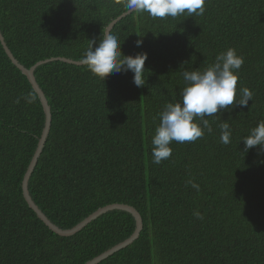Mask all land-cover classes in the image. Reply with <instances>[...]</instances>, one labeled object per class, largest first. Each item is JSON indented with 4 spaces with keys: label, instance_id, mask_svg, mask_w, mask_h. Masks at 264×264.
Returning a JSON list of instances; mask_svg holds the SVG:
<instances>
[{
    "label": "trees",
    "instance_id": "obj_1",
    "mask_svg": "<svg viewBox=\"0 0 264 264\" xmlns=\"http://www.w3.org/2000/svg\"><path fill=\"white\" fill-rule=\"evenodd\" d=\"M125 12L118 0H0V29L31 68L53 57L81 61L89 40ZM112 30L125 55L148 53L146 84L135 86L131 72L104 81L85 65H40L53 120L32 198L62 229L109 204L134 206L144 221L139 238L99 264H264V153H245L241 141L264 121V0H207L202 16L132 12ZM228 48L244 57L238 89L249 88L253 101L209 117L211 134L173 142L170 160L154 164L151 137L164 105L181 99L183 71H203ZM30 92L31 104L23 99ZM224 121L228 145L220 143ZM45 124L39 95L0 41V264H86L137 227L131 213L113 210L65 237L39 218L23 180Z\"/></svg>",
    "mask_w": 264,
    "mask_h": 264
},
{
    "label": "clouds",
    "instance_id": "obj_2",
    "mask_svg": "<svg viewBox=\"0 0 264 264\" xmlns=\"http://www.w3.org/2000/svg\"><path fill=\"white\" fill-rule=\"evenodd\" d=\"M128 12H146L152 18H177L179 16H202L206 12L207 0H118ZM124 43V41H123ZM121 39L110 27L101 30L97 40H89L87 49L81 56V63L98 78L106 80L112 73H133V83L137 87L144 86L145 63L147 52L125 55L122 51ZM143 40H137L136 46L141 47ZM244 64V57L234 48H228L216 55L214 62L203 71L199 69L185 70L182 73L185 87L180 90L181 99L168 102L159 113V126L151 137V157L154 164L170 160L173 153V142L192 143L211 134L213 128L209 117H215L218 112L229 106L247 107L253 101V92L247 87L238 89L239 70ZM23 99L31 104L37 99L34 93H29ZM20 100L17 99L16 103ZM220 143H231L233 130L224 121L218 125ZM241 141L244 152L258 147L264 153V121L250 130ZM190 185L197 192L200 186L194 179H189ZM197 219L203 220L199 211L194 212Z\"/></svg>",
    "mask_w": 264,
    "mask_h": 264
},
{
    "label": "water",
    "instance_id": "obj_3",
    "mask_svg": "<svg viewBox=\"0 0 264 264\" xmlns=\"http://www.w3.org/2000/svg\"><path fill=\"white\" fill-rule=\"evenodd\" d=\"M131 13L132 12H128V11L123 13L121 16L117 17V19L112 21L108 27L113 29L114 26L120 20L123 19V17H126ZM0 41H1V43L5 49L6 53L8 54L10 59L12 60V62L28 77L30 83L33 86V89L39 95L41 102L43 104V107H44V111L46 113V124H45L44 130H43L42 136L40 138L37 150H36V152L32 158V161L29 165V168H28V170L25 174L24 180H23V194H24V197H25L27 203L29 204V206L37 213L39 218L42 221H44L45 224L51 230H53L56 234L61 235V236H65V237L71 236L75 233H78L79 231L84 229L87 225H89L91 222L98 219L101 215H103L109 211H113V210L127 211V212L131 213L137 221L136 230L132 235L129 236L128 239L124 240L123 242L119 243L118 245L114 246L113 248L107 250L106 252L102 253L101 255L95 257L94 259H92L91 261H88L86 263V264H99L101 261H103L104 259H107L109 256L113 255L114 253L128 247L135 240H137L139 238V235L141 234V231L143 230V227H144V221H143V217H142L141 213L134 206H131L128 204L113 203V204H109V205H106L104 207L99 208L98 210L93 212L91 215H89L86 219H84L81 223L76 225L74 228L62 229L57 224H55L43 212V210L37 205V203L32 198L30 190H29V181H30L32 174H33V172H34V170H35V168L39 162V158L41 157V155L44 151L47 139H48L50 131H51L52 120H53V114H52L51 106L49 104V101L47 99L45 92L41 89V87L37 81V78L35 76V71L40 65H43V64H46L49 62H53V61H62V62H66V63H70V64H77V65H83V64L81 63V61H76V60H73V59H70L67 57H53V58H49L46 60L39 61L35 65H33L31 68H27L15 57L12 50L7 45L5 37H4L1 29H0Z\"/></svg>",
    "mask_w": 264,
    "mask_h": 264
}]
</instances>
